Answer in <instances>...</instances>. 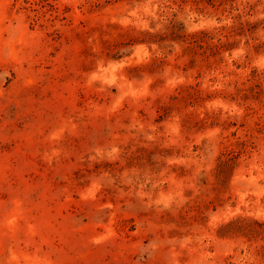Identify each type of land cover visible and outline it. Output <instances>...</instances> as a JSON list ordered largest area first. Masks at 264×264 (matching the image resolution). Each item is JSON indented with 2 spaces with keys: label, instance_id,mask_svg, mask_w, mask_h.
<instances>
[{
  "label": "rangeland",
  "instance_id": "374dc122",
  "mask_svg": "<svg viewBox=\"0 0 264 264\" xmlns=\"http://www.w3.org/2000/svg\"><path fill=\"white\" fill-rule=\"evenodd\" d=\"M0 264H264V0H0Z\"/></svg>",
  "mask_w": 264,
  "mask_h": 264
}]
</instances>
